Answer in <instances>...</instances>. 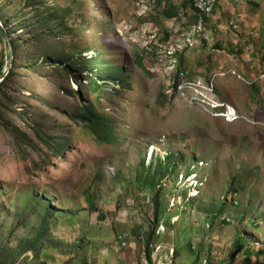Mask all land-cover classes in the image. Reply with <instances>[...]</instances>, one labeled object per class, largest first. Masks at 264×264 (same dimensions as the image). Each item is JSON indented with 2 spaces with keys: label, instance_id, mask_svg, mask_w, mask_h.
I'll return each instance as SVG.
<instances>
[{
  "label": "rangeland",
  "instance_id": "rangeland-1",
  "mask_svg": "<svg viewBox=\"0 0 264 264\" xmlns=\"http://www.w3.org/2000/svg\"><path fill=\"white\" fill-rule=\"evenodd\" d=\"M22 1L0 0L9 23ZM219 1L195 23L190 7L188 19L181 17L180 1L49 0L70 9L73 30L56 51L83 52L109 74L125 73L124 81L110 84L112 96L88 95L100 99L96 108L116 140L96 141L76 127L64 113L80 103L61 92L66 83L21 62L6 90L13 107L55 141L67 136L65 129L74 142L52 167L28 174L38 155L33 150L23 160L0 126V240L19 219V239L40 227L35 207L43 195L54 218L40 263L264 264V256L249 262L234 247L243 238L244 251L264 248V0H237L245 7ZM167 2L177 6L173 20L164 17ZM7 48L0 40V53L9 54ZM187 83L211 84L212 94ZM207 99L225 106L211 108ZM227 106L239 119L219 115ZM166 155L182 161L162 180L160 223L146 246L152 189L137 179Z\"/></svg>",
  "mask_w": 264,
  "mask_h": 264
},
{
  "label": "trees",
  "instance_id": "trees-1",
  "mask_svg": "<svg viewBox=\"0 0 264 264\" xmlns=\"http://www.w3.org/2000/svg\"><path fill=\"white\" fill-rule=\"evenodd\" d=\"M169 3H165L167 10L164 17L167 20H172L177 18L179 13L178 9ZM189 4L192 6V0ZM4 14L1 10L0 20L11 38L13 61L9 75L0 85V126L8 133L16 151L23 156V160L30 159L33 150L38 155V160L33 161L32 168L26 169L28 174H32L31 172L42 173L44 167H52L53 161L66 157L74 140L72 137L69 138V132L64 129L63 131L68 137L66 135L56 137L55 141L44 131L43 126L32 121L24 111H19L13 107L6 90L8 84L13 83L18 76L17 71L21 62L27 63L28 70L34 73L39 72L42 68H47L51 74L56 75L66 83L68 89L61 88V92L67 96L77 97L80 103L71 114L64 113L76 127H82L96 141H115L110 121L96 108V104H101L100 99L91 102L89 96L99 90L102 93L101 99L112 96L113 94L108 88L112 83L124 81L123 69L109 70L111 73L109 74L107 70L101 67V63L96 57H87L83 52L68 54L56 51L55 44L73 34V30L68 24L70 9L67 7L51 3L49 0H23L20 8L10 19L11 23L6 20ZM205 20L206 18H204ZM195 23H197V18ZM0 40L8 47L1 35ZM8 56L9 54L4 55V51L0 53V77L6 67ZM70 83L79 88L75 91L72 90ZM123 84L121 83V85ZM177 160L182 161L174 155H166L153 171L148 169L143 173L145 174L144 177L142 175L137 179L140 186H150L152 189L154 217L152 229L145 239L146 246L150 244L155 229L160 223L162 208L159 198L162 180L174 172ZM87 201L91 204L89 197H87ZM35 209L42 215L40 227L32 228L30 236L19 239L16 232L20 229V223L24 221L19 219L6 237L0 240V264H44L40 263L39 257L45 251L44 244L49 242V218H54V209L46 202L43 195L38 196ZM223 223L225 224V221ZM12 239L16 240L15 245H11ZM242 240L243 238L239 239L234 245L235 251L241 252L249 262L252 256H264V248L261 247L255 250L249 247L247 251H244ZM80 247V243L74 245V248ZM27 253H31L32 256L29 257Z\"/></svg>",
  "mask_w": 264,
  "mask_h": 264
},
{
  "label": "built area",
  "instance_id": "built-area-1",
  "mask_svg": "<svg viewBox=\"0 0 264 264\" xmlns=\"http://www.w3.org/2000/svg\"><path fill=\"white\" fill-rule=\"evenodd\" d=\"M214 3H215V0H192V9H193L192 12H194L195 14H198L197 19L200 20L203 17V15H205V14L209 13L211 10H213V7L215 5ZM197 28L200 29L199 26ZM193 34L194 33L189 34L188 36L193 37ZM195 34L198 35L199 32L195 31ZM186 43H188V42H186ZM182 47L186 48V44L185 45L183 44ZM182 47H181V49L177 48V50L181 51ZM167 48H168V50H170L172 47L167 46ZM168 52L171 53V51H168ZM262 78H264V73L262 75ZM185 86L187 88L193 89V90L194 89L196 90L197 88L200 90L202 89L204 91V93L209 94V95H211L212 91H213V85H211V84L202 85V84H195V83H187ZM203 98H204V96L202 95V99ZM209 102H211L213 104V105H211V108H217V107L221 108V107L225 106V104H222V103H214L212 101H209ZM227 108H228V111L226 112V114H219V115L224 116L225 119H227V121H229V122H233V121L239 119V116L237 115L236 111L232 107L227 106Z\"/></svg>",
  "mask_w": 264,
  "mask_h": 264
},
{
  "label": "water",
  "instance_id": "water-1",
  "mask_svg": "<svg viewBox=\"0 0 264 264\" xmlns=\"http://www.w3.org/2000/svg\"><path fill=\"white\" fill-rule=\"evenodd\" d=\"M0 35L4 38V40L8 46V50H9L8 61H7L6 67L3 71V74L0 77V85H1L4 82V80L7 78V76L9 75V73L11 71V67H12V61H13V50H12L11 38L9 37V35H8L6 29L4 28L1 21H0Z\"/></svg>",
  "mask_w": 264,
  "mask_h": 264
},
{
  "label": "crops",
  "instance_id": "crops-1",
  "mask_svg": "<svg viewBox=\"0 0 264 264\" xmlns=\"http://www.w3.org/2000/svg\"><path fill=\"white\" fill-rule=\"evenodd\" d=\"M173 1H174V2H178V1H180V2H179V5H177V6H179L178 8L181 9V10L184 8V10H183L184 12H185V8L188 9V7H190V9H191V11H192L191 6H189V5H190L189 2H191V0H173ZM219 2L221 3V2H224V1H223V0H220ZM227 3H228V4H233V5H237V6H243V7H245V1H243V2H241V3L238 4V3H237V0H228ZM177 6H174V7H177ZM248 7H249V5H248ZM190 9H189V10H190ZM193 13H194V12H193ZM233 13H234V10H233ZM184 14H185V15H184ZM186 14H187L186 12L183 13V15H182L181 17H182L183 19L186 18V16H187ZM212 15H213V14H212ZM212 15H211V16H212ZM194 16H195V15H194ZM211 16H209V17H211ZM188 17H191L190 13H189ZM209 17H208V19H209ZM193 18L196 19V16L193 17ZM186 19H188V18H186ZM172 20H173V19H172ZM182 22H183V21H182ZM195 25H196V24H195Z\"/></svg>",
  "mask_w": 264,
  "mask_h": 264
},
{
  "label": "clouds",
  "instance_id": "clouds-1",
  "mask_svg": "<svg viewBox=\"0 0 264 264\" xmlns=\"http://www.w3.org/2000/svg\"><path fill=\"white\" fill-rule=\"evenodd\" d=\"M191 8H192V6H191ZM193 10V9H192Z\"/></svg>",
  "mask_w": 264,
  "mask_h": 264
}]
</instances>
